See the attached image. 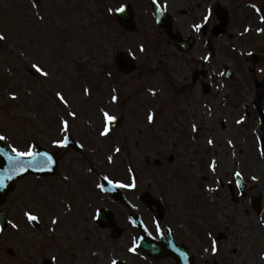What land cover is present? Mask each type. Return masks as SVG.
Here are the masks:
<instances>
[{"label": "rangeland", "instance_id": "obj_1", "mask_svg": "<svg viewBox=\"0 0 264 264\" xmlns=\"http://www.w3.org/2000/svg\"><path fill=\"white\" fill-rule=\"evenodd\" d=\"M62 1L67 2L65 7L59 0H39L37 6H33L32 0H0V34L4 36L0 45V132L7 143L16 148H25L28 143L34 147H50V143L64 133L61 121H69L70 134L86 146V154L69 150L62 168L78 180L67 183V187L72 195L79 192L78 214L85 223L97 199L81 177L85 166L104 167L115 178L129 180L126 173L129 164L136 174L139 170H146L155 186L170 188V179L166 175L170 170L167 161L170 148L167 140L160 141L158 144L164 146V152L159 155L154 148L158 144L133 142L137 139L133 128L135 124L130 123L129 111L119 105L122 98L130 96L127 108L131 104L138 106L139 85L145 80L152 83L158 77L162 78L161 74L145 73V70L140 73L138 68L125 77L115 70L112 60L117 51L125 48L134 54L139 64L148 66L155 48L148 49L143 45L142 32L125 31L118 24L112 29L107 18L106 27L105 0ZM141 45L144 51L140 50ZM233 59L238 60L236 57ZM34 64L48 75L36 71ZM240 71L241 87L244 89L238 96L236 92L240 107L236 112L228 110L229 114L228 111L225 113L224 127H208L206 134L213 143H208L204 155L193 157L192 161L196 163L190 170L193 176L190 182L192 195L190 191L185 192V197L192 200L188 206V221H191L190 217H200L201 221L197 220L200 223L192 224L204 231V239L199 241L196 236L202 232L197 231L198 234L191 228L190 238L194 245L197 244L194 252L198 264H204L203 258H206L207 264H212V261L217 264H264V149L260 152L258 147V123L255 126V141L253 124L247 123L248 119H243L241 123L234 121L244 118L241 115L244 113L243 106L248 105L255 94L249 73L241 68ZM126 84H130L129 87ZM231 86L230 83L228 87ZM57 92L63 94L67 104L59 100ZM11 93L16 94V99L11 98ZM113 96L117 97L116 101L112 100ZM71 112H75L76 116L68 115ZM105 112L115 117L124 115L126 122L120 123L110 135L101 136ZM132 112L139 116L135 110ZM206 122L211 124L209 119ZM121 145L123 148L118 154L114 153ZM146 154H150L148 163L143 158ZM109 156L113 157L111 162ZM153 157L162 159V165L154 164ZM180 162L188 160L181 158ZM213 162L215 170L211 167ZM233 169L239 171L246 181V197L230 198L229 190L216 183L217 178L225 182L230 179ZM202 175L205 179H201ZM62 177V174L55 176L52 182L59 185ZM147 182L144 180L141 184L146 188ZM46 184L39 180L20 182L2 209L8 215L12 205L18 202L22 213L26 208L39 215L48 228L50 210L59 190L47 192ZM258 196L261 197L260 213H256L251 204L252 197ZM171 215L175 222L172 212ZM214 241L219 246L216 253L211 251ZM57 246L54 244V249ZM5 247L7 242L0 245V255L5 262H9Z\"/></svg>", "mask_w": 264, "mask_h": 264}, {"label": "flooded vegetation", "instance_id": "obj_2", "mask_svg": "<svg viewBox=\"0 0 264 264\" xmlns=\"http://www.w3.org/2000/svg\"><path fill=\"white\" fill-rule=\"evenodd\" d=\"M129 1L110 0L106 7V14H115V12H109V8H117L118 6L114 7L115 5L130 4ZM131 1L132 6L138 13V15H134L133 28L137 29L138 25L140 30L146 28L154 30L155 52L157 54L155 59H158L157 68H168L164 71V76L168 80L167 86L155 88L156 94L153 99L154 128H160V124L164 122L162 125L169 128V136L173 139L172 147L177 152L174 158L187 157L190 145L187 144L180 148L179 143L180 140L183 141L187 138L188 119L192 114L191 111L194 107L201 106L204 101L208 106L219 109L225 99L224 82L221 81L222 77L220 76L223 68L221 62H219L221 66L217 68L218 60L222 59L224 55L223 36L221 38L215 37L213 33L221 30V20L224 18V12L225 10L230 11L232 4H236V0H154L156 6L166 13V17H164L160 12L158 21L153 10L151 12L153 0ZM249 4L256 12L263 13L264 0H249ZM206 15H209L208 21H204ZM196 24L201 25L199 31L194 27ZM166 26L171 28V32L177 41L186 40L188 35L192 34V31L196 38L195 44L184 52L177 50L178 46H175L172 39L163 35L162 27ZM202 30L205 31L204 36L201 35ZM183 44V47H185V43ZM210 45L212 47L211 52L209 51ZM162 59H170L169 65L163 62ZM210 66L214 67V72H211L208 77ZM169 68L174 70L175 73H172ZM172 77H175V79L172 80ZM166 111H168V121L160 118L166 114ZM142 134H145V130ZM182 151L187 153L183 154ZM174 158L169 157L170 160ZM63 170L64 168L61 169V171ZM67 179L62 177L60 181L64 182ZM46 186L50 187L49 184H46ZM122 194H125L123 189ZM61 196L60 199L54 202L56 205L54 213L63 217V222H67L66 220L72 218V221L77 224L76 219H73V217L79 211L80 200L76 202L62 193ZM116 200L124 207V209L122 207L115 208V211L122 208L121 214L113 217L117 228L110 230L100 226L97 220V225L90 226L92 216H87L85 226L81 227L82 239L80 240V246L70 247L69 244L61 246L56 252L57 264H111V261L116 259L113 258V255L122 257L121 259L124 262L121 264H133L128 262L132 253L134 254L137 249L135 252H131L129 248L133 246L132 242L134 240L137 244L138 233L146 232L149 228L153 229L158 237L161 234L157 231V224H159L163 235L165 234V228L168 225L164 223V216L161 218L162 220L159 219V222L156 223L155 221L151 225L144 222V206L141 199L136 198L129 201L124 200L123 195H120L119 199ZM17 204H11V221L13 223L19 222L21 229L17 231L10 224L9 249L7 250L10 260L6 264H44V261L48 259V248L40 246L35 238L30 235L31 231L26 227L22 215L26 208L22 213ZM134 208H138L141 212V214H137L140 225H134L131 221L132 213H136ZM66 226L67 224L63 225V229L60 230L61 238H80L79 234L65 230ZM77 228L80 229V226H77ZM42 236H44V232ZM85 240H89V244L104 241L100 244V250H96L86 246L83 248ZM107 248H109V251ZM2 260L0 255V262Z\"/></svg>", "mask_w": 264, "mask_h": 264}, {"label": "snow or ice", "instance_id": "obj_3", "mask_svg": "<svg viewBox=\"0 0 264 264\" xmlns=\"http://www.w3.org/2000/svg\"><path fill=\"white\" fill-rule=\"evenodd\" d=\"M37 3H38V0H33V4L34 5L37 4ZM124 7L125 6L122 5L119 8H109V12L122 13L124 11ZM209 15L204 16V21H208ZM194 27H195V29L197 31H199L200 28H201V25L200 24H196V25H194ZM3 39H4L3 34H0V40H3ZM140 50L141 51H144L145 50L143 45H141ZM33 68H35L36 71L41 72L44 76H47L48 75V73L45 72L42 68H40L39 65H35L34 64L33 65ZM260 71L264 72V69H260ZM150 91L152 92L153 95L156 94L155 89H150ZM56 96L64 104H67L68 103V101L65 99V97L63 96L62 93L57 92L56 93ZM11 98L12 99H16V94L15 93H11ZM112 100L113 101H116L117 100V97L116 96H113L112 97ZM68 115H70L72 117H75L76 116V113L75 112H71ZM104 117L106 118V120L108 122H113V121H115L117 119L115 116L109 115L107 112L104 113ZM148 119H149V121H152L153 120V115L150 114L149 117H148ZM243 119L244 118L241 117V119L238 120L237 123H241L243 121ZM61 123L63 125V129H62L63 131H69L70 130V125H69V121L68 120H62ZM196 128H197V126L196 125H193V131H195ZM108 132H109V127L106 124L104 126V128H103V131L100 132V135L101 136H106L108 134ZM4 139H6V137L3 136L2 134H0V141H2ZM67 141H68V137L66 136L64 138V140L53 141V143H55L57 146H60V147H66L67 146ZM208 143L209 144H212L213 141L211 139H209ZM229 143H231V141H229ZM116 151L118 152L119 151V148H117ZM12 153H14V155L7 156V160L9 161V167L5 168L3 170V172L0 173V188L5 187L6 186L5 185V182L8 181V180L13 179V177L15 175H18L20 173L26 172L38 160L43 159V162L45 164H52V163H54V161L52 160V157L47 152H37V151H35L34 150V145H28L26 151H21V150H19L16 147H12ZM0 154H3V153H0ZM262 154H264V153H262ZM25 157H27L29 159H27V160L23 159ZM108 160L111 162L113 160V157L109 156L108 157ZM211 167H213V170H215V162H213V165H211ZM235 175L236 176H240L241 173L239 171H237L235 173ZM104 179L105 180H108L109 183H113V181L109 180V178L107 176L104 177ZM253 179H257V177H253ZM115 184L118 187H134L135 186V182L134 181H133L132 184H125L123 182L116 181ZM98 187H102V185H98ZM24 215L27 217V219L29 221H36L38 219V217L35 214H33L31 211H26L24 213ZM52 223L55 224V223H57V221L56 220H53ZM13 227L18 228L19 225L13 224ZM157 231L160 232L161 235L163 234L162 230L160 229L159 224H157ZM132 245L133 246L131 248H129V251L135 252L136 247H137L136 241H133L132 242ZM218 250H219L218 249V246H217L216 242L214 241L213 242V245H212V248H211V251L213 253H216ZM205 251H207V249H205ZM53 260H55V257H53ZM111 264H118V262L115 259H113L111 261Z\"/></svg>", "mask_w": 264, "mask_h": 264}, {"label": "water", "instance_id": "obj_4", "mask_svg": "<svg viewBox=\"0 0 264 264\" xmlns=\"http://www.w3.org/2000/svg\"><path fill=\"white\" fill-rule=\"evenodd\" d=\"M130 63V62H129ZM132 64L130 63V67H132L131 66ZM8 156H11V155H8ZM6 158H7V156H6ZM43 159H41V160H38L36 163H34L33 164V166L31 167V168H37V170L39 171V172H43V170L45 169V165L42 163L43 161H42ZM178 256H179V258H180V261H181V264H188V261H187V259H186V257H184V258H182L181 257V253H178Z\"/></svg>", "mask_w": 264, "mask_h": 264}]
</instances>
